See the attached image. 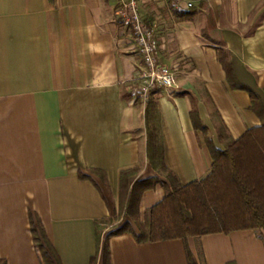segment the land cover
<instances>
[{
	"label": "crops",
	"instance_id": "crops-1",
	"mask_svg": "<svg viewBox=\"0 0 264 264\" xmlns=\"http://www.w3.org/2000/svg\"><path fill=\"white\" fill-rule=\"evenodd\" d=\"M189 1L194 7L179 13L169 0H140L160 61L179 69L178 89L153 93L148 124L181 186L207 177L229 144L264 124V0ZM139 64L113 0H0L6 264H44L33 225L61 264H103L115 229L101 227L120 212L122 172L136 171L129 187L165 179L149 161L146 104L131 94ZM165 195L162 185L143 194L141 221ZM109 250L111 264H189L188 252L196 264H264L255 230L158 243L123 234L109 238Z\"/></svg>",
	"mask_w": 264,
	"mask_h": 264
},
{
	"label": "trees",
	"instance_id": "trees-1",
	"mask_svg": "<svg viewBox=\"0 0 264 264\" xmlns=\"http://www.w3.org/2000/svg\"><path fill=\"white\" fill-rule=\"evenodd\" d=\"M221 62L230 75L225 55L221 56ZM251 96L255 98L252 92ZM152 106L153 94L146 104L148 157L153 169H158V162L166 177L137 180L129 187V179L136 171L122 172L120 208L125 221L104 243L103 264H111L109 238L112 236L130 234L139 243H158L236 231H264V124L229 144L218 155L207 177L181 186L165 166L158 134L148 124ZM192 118L198 128L201 122L197 111L192 112ZM157 185L164 187L166 195L146 211L141 221L142 196ZM32 230L44 264H61L42 227L33 225ZM188 258L189 264H196L190 252ZM0 264L6 262L0 259ZM91 264H97L96 257Z\"/></svg>",
	"mask_w": 264,
	"mask_h": 264
},
{
	"label": "built area",
	"instance_id": "built-area-1",
	"mask_svg": "<svg viewBox=\"0 0 264 264\" xmlns=\"http://www.w3.org/2000/svg\"><path fill=\"white\" fill-rule=\"evenodd\" d=\"M179 13L194 7L189 0H169ZM115 14L120 24L130 30L133 46L140 64L131 94L143 104H147L157 90H176L178 65H165L160 61V41L155 27L143 17L140 0H113Z\"/></svg>",
	"mask_w": 264,
	"mask_h": 264
},
{
	"label": "rangeland",
	"instance_id": "rangeland-1",
	"mask_svg": "<svg viewBox=\"0 0 264 264\" xmlns=\"http://www.w3.org/2000/svg\"><path fill=\"white\" fill-rule=\"evenodd\" d=\"M140 101V100H139ZM141 102V101H140ZM142 103V102H141ZM161 177H163V178H165L166 176H165V174L164 173H161ZM121 207V206H120ZM125 221V219H124V215H123V212L121 211V208H120V212L116 215V217H115V219H113V220H111V221H108L107 223H105V225H104V227L102 226L101 227V230H102V232H103V229H108V230H110V229H115L116 230V228L121 224V223H123ZM130 221V220H129ZM113 223H117L115 226H113L112 228H109V226L108 225H110V224H113ZM107 230V231H108ZM114 230V231H115ZM113 231V232H114ZM260 234H261V236L264 238V231H261L260 232Z\"/></svg>",
	"mask_w": 264,
	"mask_h": 264
}]
</instances>
